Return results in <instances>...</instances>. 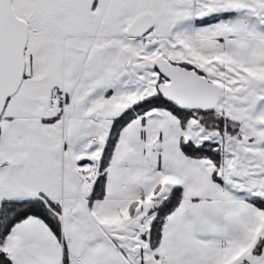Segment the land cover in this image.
Here are the masks:
<instances>
[{
	"label": "snow or ice",
	"instance_id": "obj_1",
	"mask_svg": "<svg viewBox=\"0 0 264 264\" xmlns=\"http://www.w3.org/2000/svg\"><path fill=\"white\" fill-rule=\"evenodd\" d=\"M0 264H264V0H0Z\"/></svg>",
	"mask_w": 264,
	"mask_h": 264
}]
</instances>
